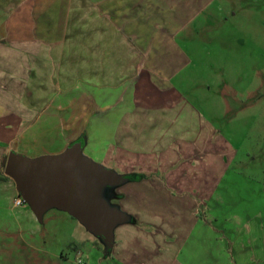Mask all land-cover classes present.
I'll list each match as a JSON object with an SVG mask.
<instances>
[{"label": "crops", "instance_id": "obj_1", "mask_svg": "<svg viewBox=\"0 0 264 264\" xmlns=\"http://www.w3.org/2000/svg\"><path fill=\"white\" fill-rule=\"evenodd\" d=\"M214 1L0 0V170L12 152L58 156L86 133V156L119 173L160 171L198 220L209 192L191 179L215 129L172 81Z\"/></svg>", "mask_w": 264, "mask_h": 264}, {"label": "rangeland", "instance_id": "obj_2", "mask_svg": "<svg viewBox=\"0 0 264 264\" xmlns=\"http://www.w3.org/2000/svg\"><path fill=\"white\" fill-rule=\"evenodd\" d=\"M202 18V35L189 47L203 50L188 53L192 63L172 81L215 129L207 168L191 179L209 192L198 220L182 210L186 191L177 182L97 162L82 152L83 133L70 147L124 178L119 186L74 177L85 199L114 216L111 224L101 231L55 204L40 218L29 204L16 207L20 193L3 168L0 264H264V0H215ZM159 185L172 197L161 196Z\"/></svg>", "mask_w": 264, "mask_h": 264}, {"label": "water", "instance_id": "obj_3", "mask_svg": "<svg viewBox=\"0 0 264 264\" xmlns=\"http://www.w3.org/2000/svg\"><path fill=\"white\" fill-rule=\"evenodd\" d=\"M80 151L70 147L61 155L34 160L12 152L2 164L6 175L16 182L20 196L38 218L47 205L55 204L72 217L105 232L114 216L85 199L74 177L113 179L119 186L124 178L115 171L111 178L95 163L82 159Z\"/></svg>", "mask_w": 264, "mask_h": 264}, {"label": "built area", "instance_id": "obj_4", "mask_svg": "<svg viewBox=\"0 0 264 264\" xmlns=\"http://www.w3.org/2000/svg\"><path fill=\"white\" fill-rule=\"evenodd\" d=\"M26 205V202L24 201V199L22 197H18L16 200H15V206L16 207H23Z\"/></svg>", "mask_w": 264, "mask_h": 264}, {"label": "trees", "instance_id": "obj_5", "mask_svg": "<svg viewBox=\"0 0 264 264\" xmlns=\"http://www.w3.org/2000/svg\"><path fill=\"white\" fill-rule=\"evenodd\" d=\"M0 179H2V178L0 177Z\"/></svg>", "mask_w": 264, "mask_h": 264}]
</instances>
